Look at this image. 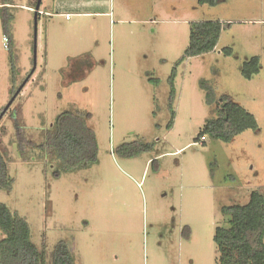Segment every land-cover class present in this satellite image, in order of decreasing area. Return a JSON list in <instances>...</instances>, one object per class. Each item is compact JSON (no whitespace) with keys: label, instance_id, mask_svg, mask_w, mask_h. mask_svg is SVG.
I'll return each instance as SVG.
<instances>
[{"label":"rangeland","instance_id":"rangeland-1","mask_svg":"<svg viewBox=\"0 0 264 264\" xmlns=\"http://www.w3.org/2000/svg\"><path fill=\"white\" fill-rule=\"evenodd\" d=\"M12 1V53L0 21V114L30 76L0 119L13 178L0 202L28 222L37 247L49 253L66 241L74 264H217L221 206L245 204L252 191L264 197V0H41L36 18L37 0ZM209 20L229 24L215 49L176 65L190 24ZM252 56L259 71L247 78L242 65ZM201 81L216 100L227 95L253 114L256 128L229 143H196L214 116ZM65 110L86 114L97 162L57 175L37 146ZM14 121L34 145L24 154ZM132 141L152 148L115 153Z\"/></svg>","mask_w":264,"mask_h":264},{"label":"trees","instance_id":"trees-1","mask_svg":"<svg viewBox=\"0 0 264 264\" xmlns=\"http://www.w3.org/2000/svg\"><path fill=\"white\" fill-rule=\"evenodd\" d=\"M216 0H198L199 3L214 4ZM37 3V2H36ZM35 3V5H36ZM0 21L3 35L8 38V52L12 53L14 46L11 32L13 7L12 0H0ZM32 8V7H30ZM40 15V12H37ZM224 24L219 20L192 22L189 27L188 45L176 65L187 57L198 56L213 51L219 40ZM226 54L230 51L226 50ZM11 56V55H10ZM11 73L12 82L15 78L13 56ZM176 66L169 76L171 94L169 110L173 123L174 110L171 104L174 94L173 79ZM259 71V57L252 56L242 65V73L251 78ZM205 99L208 105H213L214 116L207 118L199 129L195 142H202L206 137L231 142L234 137L247 129L256 128V119L239 104L222 95L216 100L214 92L204 83ZM12 96L14 91H12ZM15 118V112H14ZM16 142L19 153L24 154L27 147H34L24 135L17 121ZM39 156L56 162V174L84 170L97 162L98 143L94 130L86 123V114L81 111L65 110L59 113L50 127L46 128L44 141L37 146ZM152 144L141 141L124 142L116 146L115 153L121 157H137L150 151ZM8 160L0 150V189L10 191L13 178L8 173ZM47 165V164H46ZM220 212L224 224L215 227L213 240L216 244L217 264H264V197L258 191H252L247 203L221 206ZM0 264H74L71 247L64 240H59L48 253L45 244L37 247L31 239V229L28 222L0 202Z\"/></svg>","mask_w":264,"mask_h":264},{"label":"water","instance_id":"water-1","mask_svg":"<svg viewBox=\"0 0 264 264\" xmlns=\"http://www.w3.org/2000/svg\"><path fill=\"white\" fill-rule=\"evenodd\" d=\"M40 2L41 0H37V3L35 5V8L33 9L34 10V13H35V18H36V15H37V12L39 11V7H40ZM34 24L36 25V19L34 20ZM36 30V29H35ZM36 34V33H35ZM34 66L32 68V71L31 73L35 70L36 68V45L34 44ZM30 73V74H31ZM30 76V75H29ZM28 76V77H29ZM27 77V79H28ZM27 79L22 83V85L16 90V92L14 93V95L12 96V98L10 99V101L7 103V105L5 106L4 110L1 112L0 114V119L1 117L3 116V114L7 111V109L10 107V105L12 104V102L14 101V99L16 98V96L21 92V89L24 87L25 83L27 82Z\"/></svg>","mask_w":264,"mask_h":264},{"label":"built area","instance_id":"built-area-1","mask_svg":"<svg viewBox=\"0 0 264 264\" xmlns=\"http://www.w3.org/2000/svg\"><path fill=\"white\" fill-rule=\"evenodd\" d=\"M66 17H68V15H66ZM2 39H3V45L6 46V44L8 43V38L5 35H3Z\"/></svg>","mask_w":264,"mask_h":264},{"label":"crops","instance_id":"crops-1","mask_svg":"<svg viewBox=\"0 0 264 264\" xmlns=\"http://www.w3.org/2000/svg\"><path fill=\"white\" fill-rule=\"evenodd\" d=\"M79 12H74L73 14H78ZM67 14H72V13H67Z\"/></svg>","mask_w":264,"mask_h":264},{"label":"flooded vegetation","instance_id":"flooded-vegetation-1","mask_svg":"<svg viewBox=\"0 0 264 264\" xmlns=\"http://www.w3.org/2000/svg\"><path fill=\"white\" fill-rule=\"evenodd\" d=\"M17 97V96H16ZM15 100V99H14ZM8 110V109H7Z\"/></svg>","mask_w":264,"mask_h":264}]
</instances>
